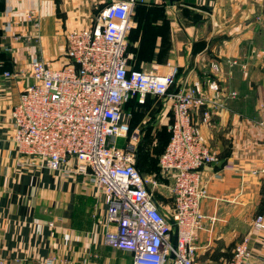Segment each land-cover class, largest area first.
Instances as JSON below:
<instances>
[{
    "label": "crops",
    "instance_id": "obj_1",
    "mask_svg": "<svg viewBox=\"0 0 264 264\" xmlns=\"http://www.w3.org/2000/svg\"><path fill=\"white\" fill-rule=\"evenodd\" d=\"M111 0H0V263L133 264L131 252L105 241L106 196L88 178L52 170L19 157L12 141V110L32 82L25 73L35 58L62 65L68 34L89 27ZM129 33L144 47L139 69H179L177 87L216 78L227 91V108L201 123L208 145L221 161L203 169L209 197L199 230L200 264H229L235 247L251 237V264H263L264 232L253 222L264 214V0H144ZM31 10L41 16L36 38ZM150 52L152 54H150ZM139 59L137 56L135 61ZM235 61V62H234ZM218 63L219 72L212 64ZM134 67V66H133ZM16 73L6 77L5 72ZM22 73V74H20ZM160 116L165 114L161 109ZM160 117V118H161ZM133 129H139L130 122ZM168 206L173 198L162 183Z\"/></svg>",
    "mask_w": 264,
    "mask_h": 264
},
{
    "label": "built area",
    "instance_id": "obj_2",
    "mask_svg": "<svg viewBox=\"0 0 264 264\" xmlns=\"http://www.w3.org/2000/svg\"><path fill=\"white\" fill-rule=\"evenodd\" d=\"M139 2L144 0H111L89 27L71 30L62 65L43 57L31 62L22 73L32 82L12 110V141L19 157L32 164L65 168L95 184L108 202L106 244L131 252L133 264H200L198 232L206 218L201 206L209 197L203 169L221 161L201 123L225 110L226 100L237 98L238 92L227 91L216 78L177 87L180 69L171 62L166 72L131 68L128 36ZM27 20L40 38L39 12L31 10ZM211 66L214 72L221 70L218 63ZM148 94L162 97L164 112L173 113L160 158L161 174L171 181L164 184L173 198L168 206L160 205L154 195L163 184L146 178L137 167L131 139L140 130L125 117V103L133 96L144 103ZM119 139L128 142L119 146ZM254 173L264 175V158L256 162ZM253 227L264 232V214L255 218ZM250 244L251 237L245 235L229 264H251Z\"/></svg>",
    "mask_w": 264,
    "mask_h": 264
},
{
    "label": "rangeland",
    "instance_id": "obj_3",
    "mask_svg": "<svg viewBox=\"0 0 264 264\" xmlns=\"http://www.w3.org/2000/svg\"><path fill=\"white\" fill-rule=\"evenodd\" d=\"M130 56L133 58L132 53H130ZM124 110L126 119L131 121V111L126 109L125 107ZM160 117L161 116L159 114L157 116L156 121L153 123L152 118L149 117V115L143 113L142 111H139V109H136V112L134 114L135 126L140 128V132L137 138H133L131 140L135 145V151L136 154H138L137 156L141 154V165L143 168V172L146 174V178L154 179L158 156L162 151L165 142L168 139V125L170 123L169 113L167 112L163 114V117ZM126 142L128 141L124 139H119L118 145L123 146L126 144ZM157 193H161V190L155 188V194Z\"/></svg>",
    "mask_w": 264,
    "mask_h": 264
},
{
    "label": "trees",
    "instance_id": "obj_4",
    "mask_svg": "<svg viewBox=\"0 0 264 264\" xmlns=\"http://www.w3.org/2000/svg\"><path fill=\"white\" fill-rule=\"evenodd\" d=\"M143 4H145V3L144 2H139L137 6H140V5H143ZM128 37L129 38H128V51H127V53H128V56H129V65L133 69L143 70V69H139L138 68L139 67V62H140V59L142 58V56L144 54L149 53V52L147 50H145L144 47L142 48V46L140 47V49H137L134 46V44H132V42H133L132 39H131L132 36L131 37L128 36ZM130 53H132L133 58L130 56ZM150 54H152V53L150 52ZM136 56L139 58V59H137V61H135ZM175 88H176V86H173L172 90L175 89ZM124 107L131 111V114H132L131 122L132 123H135L134 122V114L136 112V109H139V111H142L143 113L149 115V117L152 118V121L154 123L156 121V119H157V116L162 111L161 109L163 108V98L158 96V95L148 94L147 97H146L145 102L144 103H140L139 102V97L138 96H133L125 103ZM168 113H169V120L171 122L172 119H173V113H172V111H169ZM168 141H169V134H168V139L165 142L164 147H163L162 151L160 152V154L158 156V160L156 162V170H155V174H154L155 177L154 178L157 179L161 183L166 182V178L163 177L162 174H161L160 158H161V155L163 154V152L166 149ZM140 155L141 154H139V156H137V167H138L139 171L141 172V174L143 176H145L146 174L143 172V168H142V165H141L142 158H140ZM154 195H155L156 201L161 205L163 203V201L165 200L164 196L161 193H157V194H154Z\"/></svg>",
    "mask_w": 264,
    "mask_h": 264
},
{
    "label": "water",
    "instance_id": "obj_5",
    "mask_svg": "<svg viewBox=\"0 0 264 264\" xmlns=\"http://www.w3.org/2000/svg\"><path fill=\"white\" fill-rule=\"evenodd\" d=\"M172 4L175 2V1H177V0H169ZM173 244L176 246V244H177V231L175 230V233H174V235H173ZM174 255L172 254V257H173Z\"/></svg>",
    "mask_w": 264,
    "mask_h": 264
}]
</instances>
